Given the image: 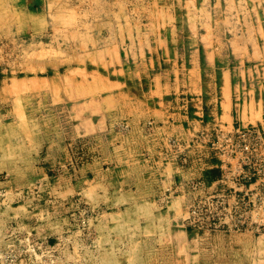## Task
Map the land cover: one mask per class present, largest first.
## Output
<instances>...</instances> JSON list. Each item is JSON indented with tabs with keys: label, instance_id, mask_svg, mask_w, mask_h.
Listing matches in <instances>:
<instances>
[{
	"label": "rangeland",
	"instance_id": "1",
	"mask_svg": "<svg viewBox=\"0 0 264 264\" xmlns=\"http://www.w3.org/2000/svg\"><path fill=\"white\" fill-rule=\"evenodd\" d=\"M0 264H264V0H0Z\"/></svg>",
	"mask_w": 264,
	"mask_h": 264
},
{
	"label": "bare ground",
	"instance_id": "2",
	"mask_svg": "<svg viewBox=\"0 0 264 264\" xmlns=\"http://www.w3.org/2000/svg\"><path fill=\"white\" fill-rule=\"evenodd\" d=\"M178 114H179V113H178ZM185 155H186V154H185ZM236 181H237V180H236ZM226 196H227V195H226ZM194 204H196V203H194ZM211 204H212V203H211ZM233 213H234V212H233ZM230 214H231V213H230ZM230 214H229V215H230ZM218 226H219V225H218ZM250 227H251V226H250ZM208 228H209V227H208Z\"/></svg>",
	"mask_w": 264,
	"mask_h": 264
}]
</instances>
